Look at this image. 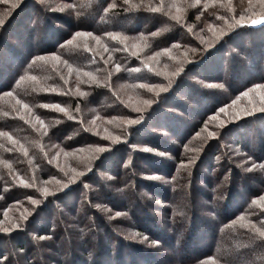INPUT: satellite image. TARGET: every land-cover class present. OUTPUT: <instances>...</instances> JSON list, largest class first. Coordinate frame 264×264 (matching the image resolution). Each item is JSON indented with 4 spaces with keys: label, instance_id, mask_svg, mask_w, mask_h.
Listing matches in <instances>:
<instances>
[{
    "label": "trees",
    "instance_id": "trees-1",
    "mask_svg": "<svg viewBox=\"0 0 264 264\" xmlns=\"http://www.w3.org/2000/svg\"><path fill=\"white\" fill-rule=\"evenodd\" d=\"M263 4L0 0V264H264Z\"/></svg>",
    "mask_w": 264,
    "mask_h": 264
},
{
    "label": "snow or ice",
    "instance_id": "snow-or-ice-1",
    "mask_svg": "<svg viewBox=\"0 0 264 264\" xmlns=\"http://www.w3.org/2000/svg\"><path fill=\"white\" fill-rule=\"evenodd\" d=\"M259 21H253V23H258ZM3 23V21H0V24H2ZM102 150V149H101ZM261 199H264V197H261ZM35 202V201H34ZM254 203H255V201H254ZM261 235H264V233H261Z\"/></svg>",
    "mask_w": 264,
    "mask_h": 264
},
{
    "label": "rangeland",
    "instance_id": "rangeland-1",
    "mask_svg": "<svg viewBox=\"0 0 264 264\" xmlns=\"http://www.w3.org/2000/svg\"><path fill=\"white\" fill-rule=\"evenodd\" d=\"M264 5V4H263ZM258 9V8H257ZM180 198H181V196H180ZM183 200V199H182ZM183 203H185V202H183Z\"/></svg>",
    "mask_w": 264,
    "mask_h": 264
}]
</instances>
